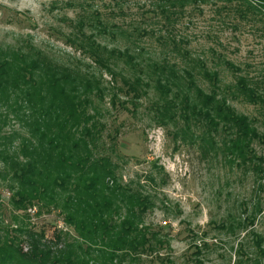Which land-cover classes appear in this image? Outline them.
<instances>
[{
  "label": "rangeland",
  "instance_id": "374dc122",
  "mask_svg": "<svg viewBox=\"0 0 264 264\" xmlns=\"http://www.w3.org/2000/svg\"><path fill=\"white\" fill-rule=\"evenodd\" d=\"M154 10L151 0H0V51L40 55L94 86L89 111L98 112L104 148L121 164L123 185L140 182L154 204L146 225L168 241L139 264H264V173L206 157L197 138L176 137L182 121L160 116L166 100L189 93L190 77L211 92L202 62L220 74L221 96L264 136V10L244 18L222 4L190 7L168 30ZM168 37L183 40L181 51ZM166 64L177 78L154 70ZM239 78L257 87L256 102L237 89ZM134 80L142 82L139 99L126 86ZM13 129L24 131L17 122L5 131ZM254 147L264 162V143ZM57 218H34L35 230L52 238Z\"/></svg>",
  "mask_w": 264,
  "mask_h": 264
},
{
  "label": "trees",
  "instance_id": "16d2710c",
  "mask_svg": "<svg viewBox=\"0 0 264 264\" xmlns=\"http://www.w3.org/2000/svg\"><path fill=\"white\" fill-rule=\"evenodd\" d=\"M151 4L167 30L190 7L222 4L244 18L264 10V0H151ZM166 41L177 51L184 44L175 38ZM90 54L105 65L99 49L91 47ZM201 68L211 92H203L190 77L189 93L164 102L162 120L182 121L176 137L185 142L197 138L206 157L214 154L238 168L264 173L254 147L264 143V136L221 96L220 74L202 62ZM170 69L175 71V65H157L154 70ZM141 83L126 84L135 99L140 98ZM250 85L239 78L236 87L256 102L257 87ZM93 94L92 83L74 70L40 55L0 51V264H139L144 255L168 244L146 225L154 204L140 182H121V164L104 148L98 112L89 111ZM15 122L23 132L5 131ZM195 130L200 132L197 137ZM5 192L10 221L4 216ZM43 214H57L56 223L63 225L49 239L33 224Z\"/></svg>",
  "mask_w": 264,
  "mask_h": 264
}]
</instances>
